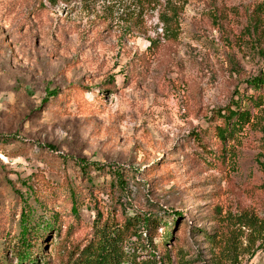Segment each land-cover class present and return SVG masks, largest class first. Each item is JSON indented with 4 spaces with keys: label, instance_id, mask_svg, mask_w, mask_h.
Segmentation results:
<instances>
[{
    "label": "rangeland",
    "instance_id": "374dc122",
    "mask_svg": "<svg viewBox=\"0 0 264 264\" xmlns=\"http://www.w3.org/2000/svg\"><path fill=\"white\" fill-rule=\"evenodd\" d=\"M260 42L264 0H0V264L24 226L32 258L64 264L97 211L149 216L170 264H264ZM250 96L262 109L215 138Z\"/></svg>",
    "mask_w": 264,
    "mask_h": 264
},
{
    "label": "trees",
    "instance_id": "16d2710c",
    "mask_svg": "<svg viewBox=\"0 0 264 264\" xmlns=\"http://www.w3.org/2000/svg\"><path fill=\"white\" fill-rule=\"evenodd\" d=\"M51 6L56 5L58 0H45ZM67 2V0H59ZM87 1V0H86ZM106 1V0H103ZM160 21L167 31L169 18L166 15L160 16ZM257 23L255 22L254 25ZM257 29L250 26V34L255 33ZM254 50L262 62H264V43L256 44ZM248 86L255 92L264 87V74L247 81ZM48 98L43 100V104L49 98L57 97V90L47 93ZM245 101V103H244ZM233 108L229 107L225 113L219 112L217 118L221 124L213 127L214 136L219 141L224 142L226 136H232L239 132L244 126L249 124L252 119V110H260L262 100L260 96L243 97L233 104ZM80 165L82 162H78ZM85 170V169H84ZM120 183L123 182L121 173L114 174ZM118 186L122 187L120 184ZM72 211L76 212L75 204H72ZM96 218L92 226V234L89 241L80 249H73L66 257L64 264H170V258L167 252L163 256H156L155 248H147L146 245H152L155 225L149 216H122L120 220L115 218L102 220L101 213L96 212ZM27 219H24L26 223ZM35 227V225H34ZM31 230L27 226L22 227L21 235L16 248V259L18 264H41L38 258L31 256V242L29 235ZM35 231L32 233L31 239L36 238ZM170 239V235L167 236ZM135 240L133 246L128 247L130 241ZM142 253H147V258H142Z\"/></svg>",
    "mask_w": 264,
    "mask_h": 264
}]
</instances>
